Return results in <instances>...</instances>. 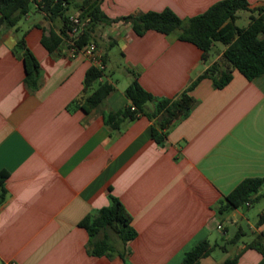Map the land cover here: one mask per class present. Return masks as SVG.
<instances>
[{"label": "crops", "instance_id": "1", "mask_svg": "<svg viewBox=\"0 0 264 264\" xmlns=\"http://www.w3.org/2000/svg\"><path fill=\"white\" fill-rule=\"evenodd\" d=\"M219 1L105 0L101 7L113 19L169 8L187 20ZM248 2L253 8L264 5V0ZM38 13L41 19L21 20L19 31L0 27V172L9 173L7 201L0 207V264H124L119 256H91L88 232L79 226L89 213L109 205V188L138 233L128 244L129 264H182L185 253L216 230L225 237L220 220L227 213L219 217V204L244 179L264 178V76L248 80L233 70L222 89L203 79L191 93L196 101L191 115L160 146L146 117L120 132L105 124L106 113L129 103L128 70L152 95L173 99L221 63L225 47L216 44L205 61L197 46L176 36L155 31L138 36L122 21L99 25L97 43L104 53L121 49L130 78L127 87L116 86L104 103L85 113L79 100L92 64L66 46L50 54L42 38L45 30L59 27ZM238 16L237 24L242 12ZM24 34L41 67L34 91L13 54ZM237 216L226 220L237 224ZM258 233H264V223L255 227ZM244 248L243 243L237 254ZM211 256L201 264L213 263ZM237 264H264V255L246 250Z\"/></svg>", "mask_w": 264, "mask_h": 264}, {"label": "trees", "instance_id": "2", "mask_svg": "<svg viewBox=\"0 0 264 264\" xmlns=\"http://www.w3.org/2000/svg\"><path fill=\"white\" fill-rule=\"evenodd\" d=\"M105 0H0V27L19 31V23L31 11L34 4L37 12L44 15V20L50 25L60 23L59 30L51 28L42 38V45L53 54L61 47H74L78 50L89 44L97 43L96 30L99 25L110 26L119 22H128L138 36L149 31H155L165 36H176L178 40L194 44L202 51L203 60H208L216 44H222L225 50L221 63L211 65L205 73L194 80L176 98H160L145 90L138 81V74L128 72L133 81L124 94L129 103L121 110L110 111L104 115L105 124L115 132H120L125 124L146 117L152 122V139L160 146H165L170 130L187 119L196 101L191 95L195 87L206 78L213 80L214 87L222 89L232 80L233 70L239 71L248 80L264 76V5L251 7L248 0H222L212 5L206 12L190 19L180 18L173 10L167 8L161 12L134 13L123 18H110L102 10ZM75 10L79 20V33H73L77 27L71 20ZM249 12L251 16L245 27L237 24L239 12ZM13 54L21 60L25 69V84L34 91L39 85L41 67L34 53L29 49L25 34L16 42ZM102 64L104 69L91 66L84 79L83 95L79 105L85 113H90L104 103L116 89L113 82L107 80V54L103 52ZM9 173L0 172V207L7 201L8 191L6 182ZM264 178L244 179L219 204L218 215L238 210L242 207H252L264 198L261 189ZM109 205L89 213L79 224L89 235L88 252L93 257L112 259L119 256L124 264H129L128 244L138 233L131 225V217L122 202L111 194L109 188ZM224 218H221V227ZM264 223V214L259 216V228ZM114 233L122 243L119 248L112 239ZM227 229L225 230V234ZM245 232L238 231L226 244L239 247ZM225 240V239H224ZM244 250L228 259L224 264H237L242 253L246 250H256L264 255V233L255 234L253 240L244 243ZM219 248L216 242L203 240L188 250L182 264H201V260L210 257Z\"/></svg>", "mask_w": 264, "mask_h": 264}, {"label": "rangeland", "instance_id": "3", "mask_svg": "<svg viewBox=\"0 0 264 264\" xmlns=\"http://www.w3.org/2000/svg\"><path fill=\"white\" fill-rule=\"evenodd\" d=\"M31 11L29 13L30 23L41 19L39 13L36 11L35 6L33 3L30 5ZM69 14H75V10H70ZM243 19H241L238 23L240 27H245L248 25V19L251 16V13L249 12H242ZM27 17H24L22 19V23L26 22ZM21 23V24H22ZM60 23L58 22V25ZM219 47H222V44H217ZM215 51V50H214ZM106 54L108 56V68L106 70V74L109 76L111 81L120 89H123L124 87H127L128 78L129 75L126 72L125 64L123 61V58L121 56V49L119 47L113 46L111 48H107ZM215 54V53H213ZM264 211V198H262L260 201L256 202L252 207H242L236 211H231L230 213H227V215L224 217L223 224L225 228L227 229V233L225 234V237L223 233L220 231H215L213 235L209 238V241L214 244L218 243L219 248H217L212 256L211 260L213 263L211 264H224V262L228 259L233 258L237 252L239 251V247L243 245V243H248L251 240H253L255 236V227L258 225L259 216ZM243 214V216H242ZM232 216L233 220H235V215H238V223L232 224L229 221L226 220L227 216ZM242 230L245 232V236L242 237L241 243L239 244V247L232 246L230 244H226V241L230 240L235 236V234ZM224 232V230H221ZM112 239L114 240L119 248H122L121 241L118 240L117 236L112 232L111 233ZM225 239V240H224ZM207 264V263H206Z\"/></svg>", "mask_w": 264, "mask_h": 264}, {"label": "built area", "instance_id": "4", "mask_svg": "<svg viewBox=\"0 0 264 264\" xmlns=\"http://www.w3.org/2000/svg\"><path fill=\"white\" fill-rule=\"evenodd\" d=\"M72 22L77 26L75 27L73 33L78 34L79 33V20L78 18H71ZM70 54L72 56H75L76 54L82 53L86 58L91 62L93 66H96L100 69H104V66L102 64V55L103 50L99 48L96 44L92 43L87 45L85 48L78 50L76 47H74L73 43H71V47L68 49ZM221 229V227H219Z\"/></svg>", "mask_w": 264, "mask_h": 264}]
</instances>
